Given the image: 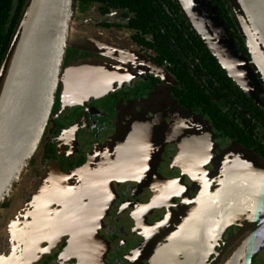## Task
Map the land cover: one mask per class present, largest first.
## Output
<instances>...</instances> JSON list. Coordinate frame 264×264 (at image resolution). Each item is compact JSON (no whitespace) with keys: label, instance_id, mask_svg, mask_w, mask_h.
<instances>
[{"label":"flooded vegetation","instance_id":"obj_1","mask_svg":"<svg viewBox=\"0 0 264 264\" xmlns=\"http://www.w3.org/2000/svg\"><path fill=\"white\" fill-rule=\"evenodd\" d=\"M76 6L72 27L92 45L78 41L77 50L69 49L106 56V75L119 78L106 95L49 119L0 206V264H158L172 242L179 244V230L188 250L193 222L206 224L196 251L215 245L206 255L211 263L237 225L264 213V84L257 72L263 88L251 99L223 67L227 60L235 71L242 65L228 56L220 25L254 66L230 2L152 0L133 9L77 0ZM175 26L174 35L187 39L180 41L184 51L166 47L165 55L161 41L171 46ZM203 51L212 61L195 57ZM123 113L128 118L120 124ZM177 123L182 132L174 131ZM253 264H264V247Z\"/></svg>","mask_w":264,"mask_h":264},{"label":"water","instance_id":"obj_2","mask_svg":"<svg viewBox=\"0 0 264 264\" xmlns=\"http://www.w3.org/2000/svg\"><path fill=\"white\" fill-rule=\"evenodd\" d=\"M228 1L254 66L238 54L222 25L224 39L220 41L227 43L228 56L242 67L237 71L228 68L220 49L216 50V57L240 89L254 99V91L263 88L257 72L264 84V0ZM76 5L77 0H26L9 40L0 65V206L37 152L49 119L70 106L85 104V100L102 97L113 89L112 82L104 83L105 71L100 63H66L68 50L76 49L75 41L84 39L72 27L78 11ZM192 224L193 233L187 237L188 250L181 244L185 238L179 230L174 239L179 244L172 242L170 252L159 255L158 264H208L207 247L203 245V252L196 251V242H200L199 225ZM237 227H240L238 233L225 242L224 250L209 264H253L264 247V215ZM207 230L204 224V232Z\"/></svg>","mask_w":264,"mask_h":264},{"label":"trees","instance_id":"obj_3","mask_svg":"<svg viewBox=\"0 0 264 264\" xmlns=\"http://www.w3.org/2000/svg\"><path fill=\"white\" fill-rule=\"evenodd\" d=\"M115 3L121 4V6H126L130 8H137L139 5H145L147 3H152V0H110ZM26 0H0V65L3 59V56L5 54V51L7 49L9 40L13 34V31L15 29V26L17 24V21L19 19V16L22 12V9L25 5ZM14 9L15 11H12ZM142 9H139L138 11L141 12ZM10 19L9 24L8 20ZM176 29V26L173 27L171 30H169V37H170V44L171 46L165 45V38L162 39L161 44V52L165 55L170 54L167 53L168 49L166 47H171L172 50H179L182 49L184 51V48L180 46V41H186L187 39L185 37L180 36L179 38L174 35V30ZM240 35V34H239ZM173 39V40H171ZM193 49V48H192ZM205 59L203 60V64L211 60V55L205 51L203 53H195V57H198V55H203ZM173 56H170L171 61L174 62ZM180 71H176V73H179Z\"/></svg>","mask_w":264,"mask_h":264},{"label":"rangeland","instance_id":"obj_4","mask_svg":"<svg viewBox=\"0 0 264 264\" xmlns=\"http://www.w3.org/2000/svg\"><path fill=\"white\" fill-rule=\"evenodd\" d=\"M74 29V28H73ZM75 30V29H74ZM77 33H79L77 30H75ZM80 34V33H79ZM76 43H79L78 41H75V43H74V45L76 44ZM80 45H82V46H85V45H88L89 47L92 45L91 43H82V41L80 42ZM100 55H103V56H105L104 54H102V52L101 53H99ZM70 57H71V60H70ZM104 58H106V56L105 57H100V56H97V55H88V56H86V55H80V54H78L77 53V51L76 50H71V51H69L68 50V52H67V55H66V63L68 64V65H77V64H80V62L81 63H84V62H92V63H100V64H105L103 61H105V59ZM106 61H111V60H106ZM244 77V76H243ZM143 102H144V100H141L140 99V101L139 100H137V101H135V103L133 104L134 105V109H135V111H138V109H139V107H140V105H142L143 104ZM129 107H133L132 105H128L126 108H124V109H127V108H129ZM126 113H123V115H122V117H121V122H120V124L122 123V120H123V118L125 119V120H127V118H128V116H126ZM144 116H145V118H149L150 116H149V114H148V112L146 111V113H144ZM115 139V138H114ZM110 140H111V138L108 140V142H110ZM114 141V140H113ZM193 202H195L196 203V200L195 201H193ZM196 207V205L194 206V208Z\"/></svg>","mask_w":264,"mask_h":264},{"label":"bare ground","instance_id":"obj_5","mask_svg":"<svg viewBox=\"0 0 264 264\" xmlns=\"http://www.w3.org/2000/svg\"><path fill=\"white\" fill-rule=\"evenodd\" d=\"M227 62V65H230V63L228 62V60L226 61ZM104 75H105V77H106V82H113L115 79H118L119 78V76L116 74V73H113V74H107L106 75V72H104ZM142 127H145V126H143V125H138L136 128V130H139V129H141ZM173 128H174V131L175 132H179V131H183L184 130V128L182 127V128H180L179 126H178V123L177 124H175V125H173ZM144 136H145V138H146V140H145V142H144V144L146 145V142H147V144H149V143H151L150 142V133H148V134H144ZM263 193H261V195H262V205H263V202H264V191H262ZM262 208H264V206H262ZM264 214H262V216H263ZM202 224V223H201ZM221 227H222V225H221ZM221 227H220V230H221ZM198 229H199V231H200V235H201V233L203 232V234H204V225H201V227H200V225H199V227H198ZM220 230H219V232H220ZM213 250V247H210L208 250H207V254L209 253V252H211Z\"/></svg>","mask_w":264,"mask_h":264}]
</instances>
